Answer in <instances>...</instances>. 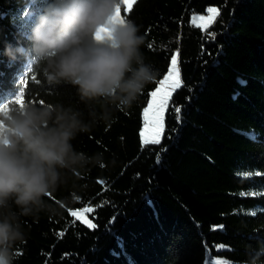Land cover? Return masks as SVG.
I'll use <instances>...</instances> for the list:
<instances>
[{"label": "trees", "instance_id": "obj_1", "mask_svg": "<svg viewBox=\"0 0 264 264\" xmlns=\"http://www.w3.org/2000/svg\"><path fill=\"white\" fill-rule=\"evenodd\" d=\"M42 3L0 0V103L24 80L22 101L85 108L73 86L51 87L4 55L9 43L28 46ZM211 7L207 28L192 23ZM120 14L139 26L158 77L130 109L73 140L105 165L69 174L45 197L57 213L20 218L14 264H248L264 245V0H135ZM175 56L181 83L161 142L144 144L142 112Z\"/></svg>", "mask_w": 264, "mask_h": 264}, {"label": "clouds", "instance_id": "obj_2", "mask_svg": "<svg viewBox=\"0 0 264 264\" xmlns=\"http://www.w3.org/2000/svg\"><path fill=\"white\" fill-rule=\"evenodd\" d=\"M122 6L123 0H44L25 37L28 46H5L10 62L24 59L25 75L36 71L51 87L73 86L85 108L20 101L22 88L0 103V264H14V245L24 239L21 217L57 213L44 198L69 174L105 165L103 153L79 151L73 140L130 109L158 77L145 62L139 26L119 17ZM262 256L264 245L249 253L248 264H262Z\"/></svg>", "mask_w": 264, "mask_h": 264}, {"label": "snow or ice", "instance_id": "obj_3", "mask_svg": "<svg viewBox=\"0 0 264 264\" xmlns=\"http://www.w3.org/2000/svg\"><path fill=\"white\" fill-rule=\"evenodd\" d=\"M123 5L125 6V8H127L128 6V0H123ZM208 13H218V10L215 8H209ZM120 13V9L118 10V15L119 17L122 19L123 17L119 14ZM200 19H204V17H200ZM201 27H204V25H200ZM173 66H175V57H173ZM173 69H169V74L171 75ZM168 77H165V80H167ZM165 80H161L158 81V83L160 84H164ZM180 81L177 80L175 82V84H172L170 86L171 89H174L175 87H178L180 85ZM25 81L21 80L20 81V85H19V90L22 88L23 91L20 92L19 97L17 98L18 100L22 101V97L25 95V88L24 85ZM160 91V89H158L157 91H153L151 93V96L153 98H155L157 96V92ZM168 99L167 94H162L160 97V101L158 103H154V102H149V106L144 108V119H145V126L147 127L149 124H151L152 130H153V134L148 136L147 138L144 139L143 143L144 144H159L161 142L160 137L163 131V125L160 119V112L163 108V105L166 103ZM151 109V116L149 115ZM175 111L177 113L180 112V108L177 107L175 108ZM141 135L143 136V133H141ZM244 175H251V173H245ZM257 175H259V173H257ZM73 216H76L77 213L73 212L72 213ZM89 227H96V225L89 223ZM214 264H229L228 261H223V260H218L215 261Z\"/></svg>", "mask_w": 264, "mask_h": 264}, {"label": "rangeland", "instance_id": "obj_4", "mask_svg": "<svg viewBox=\"0 0 264 264\" xmlns=\"http://www.w3.org/2000/svg\"><path fill=\"white\" fill-rule=\"evenodd\" d=\"M134 1L135 0H128L127 8H125V6L123 5L124 9L126 11H128L131 8V6H132ZM211 8H214V7H211ZM216 14L217 13H211L210 14L208 12L205 15L194 14L191 17V21H192V23H194L197 26L204 25V27H202V28H207V26L209 24H211L212 21L214 20V18L216 17ZM200 17H204V19H200ZM170 68L173 69L172 72H171V75L168 72V74L166 75V77H168V79L165 80V78H164L163 80H165V83L164 84H160L159 83L158 84V88L155 90V91H157L158 89H160V91L157 92V96L155 98H153L151 96V99H150V102L158 103L160 101V97H161L162 94H167V96H168V99H167L166 103L163 105V108H162V110L160 112V119H161L162 125H163V121H164V114H165V110H166V105H167V103H168V101L170 99V95L176 88H178V87H175L174 89H171L170 86L172 84H175V82L177 80L180 81L177 56H175V66H173V59H172ZM148 106H149V104H148ZM149 115L151 116V109H150ZM141 133H143V136L141 135ZM152 134H153V130H152L151 124H149L147 127L145 126L144 110H143V112H142V127H141V131H140V137H141L142 143H143L145 138H147L148 136H150ZM78 217H81V213H78ZM82 220L84 222H87V218L86 217L82 218Z\"/></svg>", "mask_w": 264, "mask_h": 264}]
</instances>
